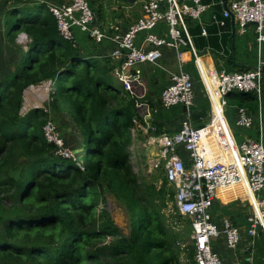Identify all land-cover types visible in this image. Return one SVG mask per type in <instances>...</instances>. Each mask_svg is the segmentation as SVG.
Segmentation results:
<instances>
[{"label":"trees","instance_id":"1","mask_svg":"<svg viewBox=\"0 0 264 264\" xmlns=\"http://www.w3.org/2000/svg\"><path fill=\"white\" fill-rule=\"evenodd\" d=\"M43 1L8 7L0 0L8 47L3 51L0 42V264H181L185 235L167 225L169 218L183 220L177 211L166 215L173 189L165 178L159 188L155 180L140 182L133 171L132 129L136 119L144 124L135 100L114 87V62L60 35L48 5L58 0ZM21 33L31 40L27 48L16 44ZM46 82L51 113L69 115L97 158L85 172L53 154L44 108L23 111L26 92ZM228 98L258 106L253 93ZM104 185L129 212V237L104 210L98 213L107 203ZM186 251L196 264L194 246Z\"/></svg>","mask_w":264,"mask_h":264},{"label":"built area","instance_id":"2","mask_svg":"<svg viewBox=\"0 0 264 264\" xmlns=\"http://www.w3.org/2000/svg\"><path fill=\"white\" fill-rule=\"evenodd\" d=\"M48 5L65 40L79 48L77 29L88 41L106 47L103 59L117 64L112 75L121 84L122 95L135 100L144 122L134 121L132 146L135 148L139 144L140 135L147 136L144 154L149 170H162L163 178L174 191V200L167 203V212L177 211L191 221L195 263L240 264L224 262L213 246L215 240L224 238L227 248L236 250L241 241L240 228L230 218L215 225L211 211L220 190L242 185L253 210L249 216L248 234L255 237L260 231L264 235V119L260 110L264 101V62L260 59L257 66L236 72L217 70L204 62L191 33V26L195 22L200 25L203 14L209 10L210 6L203 0H141L139 19L126 28L119 22L108 29L99 22L98 12L89 0H58ZM230 18L236 21L241 33L248 27L254 28L260 57L264 45V0H232L222 14L212 13L211 22L224 27ZM201 35H208L205 28L201 29ZM19 39L25 42V48L31 42L24 33ZM163 48L175 51L179 70L170 73V83L150 104L145 100L146 90L138 66L145 63L158 65L163 59ZM187 48L193 54L195 69L211 106L210 120L198 127L193 123L191 111L196 89L194 77L185 66L183 50ZM232 93H253L257 97L259 121L245 107L237 106L233 112L239 129H251L258 123L260 137L257 139L236 141L226 115V109L230 107L228 97ZM215 105L220 108L218 121ZM176 106L186 108L178 132L158 133L159 128L149 123L154 109L168 110ZM44 132L47 142L54 146L56 157L72 160L82 172L86 171L78 155L65 146L55 122L50 120ZM152 149L154 155L150 153ZM181 152L188 155V162L179 156ZM163 178L159 179V187Z\"/></svg>","mask_w":264,"mask_h":264},{"label":"crops","instance_id":"3","mask_svg":"<svg viewBox=\"0 0 264 264\" xmlns=\"http://www.w3.org/2000/svg\"><path fill=\"white\" fill-rule=\"evenodd\" d=\"M40 1L41 0H8L9 4L15 3L16 7H22L25 5L28 6V4L35 5L38 4ZM123 1L128 2L126 0ZM203 1L206 5L210 6L209 10L205 14H203L200 25L199 23L195 22L191 26V33L193 35L194 46L199 56L202 57L204 62L207 63L209 66H213L217 70H226L228 72H236L253 68L257 66L260 59L264 62V45L262 47L261 56L259 57V51L256 43V33L253 27H248L245 33H241L236 21L233 18L227 19L226 25L224 27L217 26L211 22L212 13L216 12L218 14H222L223 10L226 9L228 4L232 0H227L226 7L224 5L223 0ZM137 2L138 0H135V2L133 3ZM139 3L141 4V0L139 1ZM93 8L98 12L99 22L103 25L105 29H108L112 24H117L119 22H122L124 28H126L127 26L134 23L137 19L140 18L139 17L137 19H132L130 18L128 13H123V11H121V8H119L118 6H113L110 8V11H112V14L110 13L111 17L107 19V22H105L101 19L102 14L99 8L95 7V5L93 6ZM1 17H3V15H0V18ZM111 21L113 23H111L109 26H104L107 23L109 24V22ZM202 28H205L207 30V36L201 35ZM2 36L3 32L1 31L0 39L2 38ZM77 39L80 43L79 48H82V51L86 50L91 55H97L103 58L106 52V47L102 48L100 46L95 45L94 43L88 41L86 36L80 33H77ZM183 51L186 59V70H188L193 75L195 80V88L197 87V85H200L202 89L200 96L197 92L195 104L191 109L193 123L195 124V122H197L198 125L200 124V126H203L207 123L206 120H204L203 112L207 111L211 116L210 101L199 80V75L195 69L193 62L194 57L192 52L189 48L184 49ZM162 52L163 59L158 65L149 63L141 64L149 66L148 68L151 72L149 77L144 76L143 71L140 69L141 65L138 66V68L142 71L143 83L146 90L145 100H147L150 104L154 103L152 100L157 99L161 94L162 90L170 83V73H175L179 70L175 51L169 48H165L162 50ZM173 57L176 60H172ZM49 88L50 85L48 86V88H45V95L44 92H41L40 95L47 97L49 95ZM48 97L45 98L44 104L46 103L48 105L47 108L51 112V102L49 103ZM229 104L230 107L226 109V115L227 113H229V115L227 116L229 119V123L230 125L232 124L236 127L233 112L234 108L240 105L235 103L234 101L229 102ZM245 108L249 109L254 115L255 119L259 121L258 107H256L255 110H251L248 107ZM175 109H177L176 114L174 116H170V109L165 110L158 107L154 109V113L152 114L149 120H153L152 124L157 126L158 128L161 127L163 130L162 132L174 133L179 130L180 123L182 119L185 118L186 113L182 107H176ZM260 110L264 119V101H262L261 103ZM53 115L60 121L59 124L55 123L57 126H59L61 123L64 128H67L69 137L73 140V144L68 146L70 148H73L75 154H77L79 157L78 145H82L85 141V138L81 134L79 128L75 125L69 115L58 113L52 114V116ZM50 119H52V117H50ZM194 119H198V121ZM61 121H63L64 123H62ZM231 130L234 134L236 141H238L239 143L245 141L246 139H257L258 137H260V128L258 127V123H255V125L251 129H243L244 131H241L238 136L239 140H237V134L236 131H234L235 129L232 128ZM243 132L245 133L242 135ZM146 140L147 136L144 134L141 136V139H139V144L143 148ZM185 160L187 162L189 161L187 154L185 155ZM159 179L160 178H158L157 180ZM252 212L253 210L251 206V201H249V196L247 195L246 190L242 185L227 188L226 190H220L217 194L215 205L211 211L213 220H216L217 225H221L222 221L225 218H230L232 221H234L235 219L243 218L244 216L249 217ZM237 227L240 228L241 241L236 250H229L226 246L224 238L217 239L213 242L214 249L219 253L221 259L224 262H237L240 264H264V235L260 234V231H258L257 236H250L247 231L249 227L242 222H238Z\"/></svg>","mask_w":264,"mask_h":264},{"label":"rangeland","instance_id":"4","mask_svg":"<svg viewBox=\"0 0 264 264\" xmlns=\"http://www.w3.org/2000/svg\"><path fill=\"white\" fill-rule=\"evenodd\" d=\"M139 1L140 0H138L137 3H128V2H125L123 0H89L91 5H93V6L95 5V7L99 8V10L101 11V14H102L101 19L105 22H107V19L111 17L112 11H110V8L113 6H118L119 8H121V11H123V13H125V14L128 13L130 18H132V19L139 18L141 15V9H142ZM32 3H34V2H32ZM8 6H10V7L15 6V3L9 4ZM17 6H21V5H17ZM28 6H32V5L28 4ZM33 6H35V5H33ZM0 20L2 21V23H4V17H1ZM111 23H113V22L111 21V22H109V24L107 23L104 26H109ZM75 31H76V33H79L77 29H75ZM19 35L16 38V44L25 48V46H24L25 42H21V40L19 39ZM0 42L2 43L3 51L6 50L8 47L6 45L7 39L5 38L4 34H3L2 38L0 39ZM8 45H10V44H8ZM163 49H165V48H163ZM13 58H15V57H12L10 59L13 60ZM172 60H176V59L173 57ZM8 61H10V60H8ZM148 67L149 66H147V65H141L140 66V69L143 71V75L146 77H149V75L151 74L150 69ZM1 73L2 74L4 73V69L1 71ZM112 81H113L114 87L122 90L121 84L118 82V80L114 76H113ZM49 85H50V88H49V95H50L51 84L49 82L43 83L40 86L37 85L38 87L33 86L32 88H30L25 94L26 104H25V107L23 108V111L26 112L28 109H32L35 107L44 108L48 112L49 117H52V119L49 118V121L54 120L53 122L59 124L60 121L58 120V118H56L54 115L52 116L51 112L47 108L48 105L45 103L46 104V106H45V104H44L45 98H47L49 95L47 97L40 95L41 92H44V95H45V88H48ZM38 88H40V89H38ZM195 89H196L195 93L197 94V92H198L199 96H200V94L202 92L201 86L197 85V87ZM48 101H49V103L51 102L50 97H48ZM176 107L181 108L182 106H176ZM176 107H173L172 109H170L171 110L169 112L170 116H174L176 114V111H177V109H175ZM177 113H179V112H177ZM203 115H204L203 116L204 120H206V122H208L210 120L209 113L207 111H204ZM228 115H229V113H227V116ZM194 120L198 121V119H194ZM61 122L64 123L63 121H61ZM149 123H153V120H149ZM195 125L197 127L200 126V124L198 125L197 122H195ZM231 126H232V128L235 129L234 131H236L237 140H239L238 136L241 133V131H244V130L239 129V128L233 126L232 124L230 125V127ZM57 127H59L58 129H59V132L61 134V138L65 142V146L74 152L73 148L69 147L70 145L73 144V140H72V138L69 137L67 128H64V126L61 123ZM176 132H178V130ZM176 132H174V133H176ZM174 133H169V134H174ZM244 133L245 132H243L242 135ZM141 136L142 135H140V137ZM131 147H130V153H131V161L133 164V171L138 176V179L140 180V182H146V181L153 182L155 180V183L157 184V187L159 188L160 180L153 179V177L157 178V176H161L160 178H163L162 170H155V171L151 172V170H149L148 159L144 154V148L138 143L136 144L135 148L133 146H131ZM78 148H79V157H80L79 159H80V161L85 165L87 164L90 166H96L97 158L95 156H91L88 154L89 148H88L87 138H85V141L83 142L82 145H78ZM134 152H135V155H134ZM185 155L186 154L182 153V152L179 154V156L181 158H184V159H185ZM25 162H26V160L22 159L20 161V164L23 165ZM102 191L105 194V198L107 199V203L100 205V207L98 208V213L101 214L102 210H104L108 215L111 216V218L113 219L115 224L121 229L122 233L125 236L129 237L131 234V220H130L129 212H128L125 204L122 201L116 199L114 197V195L111 194L107 190L105 185H104V188ZM6 206L7 207L12 206L11 202H9V204H6ZM170 214H174V213H169V212L166 213L167 216H170ZM167 225L172 227V229L175 230L176 232H179L180 234L185 235L184 240L179 242V246H180L181 250H183V253H182L181 258H180L181 264H192V259L188 255H186L187 247L193 246V244H192V230L190 228L188 219L183 217L182 221L176 222L174 219L169 218L167 221Z\"/></svg>","mask_w":264,"mask_h":264},{"label":"water","instance_id":"5","mask_svg":"<svg viewBox=\"0 0 264 264\" xmlns=\"http://www.w3.org/2000/svg\"><path fill=\"white\" fill-rule=\"evenodd\" d=\"M126 1H128V2H130V3L135 2V0H126ZM223 2H224V5H225V7H226V5H227V0H223ZM189 4H190V5H193V2H189ZM263 70H264V68H263ZM263 87H264V84H263ZM183 110L186 112V108H185V107H183ZM76 153H77V152H76ZM238 222L245 223L248 227L251 226V222L249 221V217H248V216H244L243 218H238V219H235V220L233 221V223H234L235 225H237ZM213 223L217 225L216 220H213ZM260 234H262V233L260 232Z\"/></svg>","mask_w":264,"mask_h":264},{"label":"bare ground","instance_id":"6","mask_svg":"<svg viewBox=\"0 0 264 264\" xmlns=\"http://www.w3.org/2000/svg\"><path fill=\"white\" fill-rule=\"evenodd\" d=\"M216 102H217V100H216ZM217 105H218V103H216ZM217 105H215V108H214V111H215V114H216V120L218 121L219 120V118H221V114H220V108L217 106ZM211 146H213V145H211ZM214 148V147H213ZM215 149V148H214ZM151 152V154H154V150H151L150 151ZM236 188V187H235ZM226 190V189H225Z\"/></svg>","mask_w":264,"mask_h":264},{"label":"clouds","instance_id":"7","mask_svg":"<svg viewBox=\"0 0 264 264\" xmlns=\"http://www.w3.org/2000/svg\"><path fill=\"white\" fill-rule=\"evenodd\" d=\"M132 146V145H131ZM85 165V164H84Z\"/></svg>","mask_w":264,"mask_h":264}]
</instances>
